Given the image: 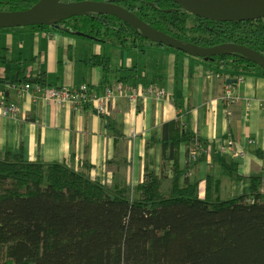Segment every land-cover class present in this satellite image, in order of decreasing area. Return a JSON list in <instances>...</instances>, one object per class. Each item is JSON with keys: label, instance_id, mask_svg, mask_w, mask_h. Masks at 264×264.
I'll return each instance as SVG.
<instances>
[{"label": "crops", "instance_id": "0c3cea01", "mask_svg": "<svg viewBox=\"0 0 264 264\" xmlns=\"http://www.w3.org/2000/svg\"><path fill=\"white\" fill-rule=\"evenodd\" d=\"M19 67L24 78H39L45 86L72 93L84 86L101 92L125 82L156 87L169 99L146 98L137 107L119 99L102 117L91 106L47 103L33 91L22 94ZM233 74L139 41L133 46L100 43L51 27L0 30V99L3 94L18 108L9 117L0 108V160L22 154L31 163L66 164L110 188H135L149 172L163 176L167 190L179 172L180 186L198 183L201 198L208 187L216 202L248 194V179L260 177L264 194V74ZM231 79L240 101L228 116L224 91ZM176 121L204 145L190 168L186 146L174 161L162 157L164 126Z\"/></svg>", "mask_w": 264, "mask_h": 264}, {"label": "trees", "instance_id": "16d2710c", "mask_svg": "<svg viewBox=\"0 0 264 264\" xmlns=\"http://www.w3.org/2000/svg\"><path fill=\"white\" fill-rule=\"evenodd\" d=\"M39 1L0 0V12L25 11ZM121 2L140 5L145 14L135 13L134 7L127 10L185 43L236 44L264 56V19L216 23L173 11L169 0ZM38 27L120 46L145 42L129 25L100 14ZM207 62L233 75L255 70L264 74L238 55ZM23 71L19 67L16 73L25 84H43L39 78H24ZM162 143L163 160L170 162L186 146V168L198 162L192 160L193 145H203L178 121L164 126ZM176 175L167 190L163 176L149 172L135 188H110L66 164L44 165L27 162L22 154L7 155L0 160V264H264L261 178L248 179V194L216 202L208 187L201 198L198 183L180 186L181 175Z\"/></svg>", "mask_w": 264, "mask_h": 264}, {"label": "water", "instance_id": "95a60500", "mask_svg": "<svg viewBox=\"0 0 264 264\" xmlns=\"http://www.w3.org/2000/svg\"><path fill=\"white\" fill-rule=\"evenodd\" d=\"M64 0H40L25 11L0 12V30L38 27L89 14L107 15L129 25L142 39L152 44L183 53L205 61L220 55H238L257 65L264 72V56L236 44L201 47L185 43L141 20L135 13L118 5L120 0L80 1L66 3ZM184 12L210 22L238 23L264 19V0H170ZM78 36H85L78 33ZM231 79L227 84H235Z\"/></svg>", "mask_w": 264, "mask_h": 264}, {"label": "built area", "instance_id": "2783aa9c", "mask_svg": "<svg viewBox=\"0 0 264 264\" xmlns=\"http://www.w3.org/2000/svg\"><path fill=\"white\" fill-rule=\"evenodd\" d=\"M242 81V79H238ZM33 91L39 97L47 102L58 105L72 106H91L97 115L104 117L109 113V108L119 99H125L134 107L138 106L146 98H152L156 101L169 99V95L156 87H143L131 83L117 82L105 87L101 92L92 91L88 86H84L81 91L72 93L65 89L48 87L41 83H28L20 88V92L28 93ZM240 99L234 94L232 85H226L224 91V102L226 104V113L231 116V108L236 105ZM1 114L9 117L18 112L17 106L7 103L3 97L0 99ZM231 145V143H230ZM192 160H197L204 153V147L201 143H195L191 148Z\"/></svg>", "mask_w": 264, "mask_h": 264}, {"label": "flooded vegetation", "instance_id": "af4514ba", "mask_svg": "<svg viewBox=\"0 0 264 264\" xmlns=\"http://www.w3.org/2000/svg\"><path fill=\"white\" fill-rule=\"evenodd\" d=\"M80 1H91V0H75V1H68V0H64L63 2H66V3H72V2H80ZM93 1H95V0H93ZM121 1H123V0H120L119 1V3H117L118 5H120V6H122V7H124V8H126V9H128V8H133L134 7V11H135V13H137V14H139L140 15V13H143V14H145L144 13V11H141L140 12V5L137 7L136 6V4L135 3H133V4H126L125 2H121ZM170 1V0H169ZM100 2H107V1H100ZM171 2V1H170ZM172 10L173 11H176V12H180V14H184L183 13V10H181L180 8H178V6L177 5H175L174 3H173V7H172ZM149 14V13H148ZM145 19V18H144ZM156 22H152L151 24H155Z\"/></svg>", "mask_w": 264, "mask_h": 264}, {"label": "rangeland", "instance_id": "374dc122", "mask_svg": "<svg viewBox=\"0 0 264 264\" xmlns=\"http://www.w3.org/2000/svg\"><path fill=\"white\" fill-rule=\"evenodd\" d=\"M68 1H75V0H68ZM192 19H190V21H189V23H188V26H191L192 25V21H191ZM141 44H143V45H146V46H150L151 44L149 43V42H147V41H145V42H141L140 41V45Z\"/></svg>", "mask_w": 264, "mask_h": 264}, {"label": "bare ground", "instance_id": "6f19581e", "mask_svg": "<svg viewBox=\"0 0 264 264\" xmlns=\"http://www.w3.org/2000/svg\"><path fill=\"white\" fill-rule=\"evenodd\" d=\"M205 2H207L208 0H204Z\"/></svg>", "mask_w": 264, "mask_h": 264}]
</instances>
